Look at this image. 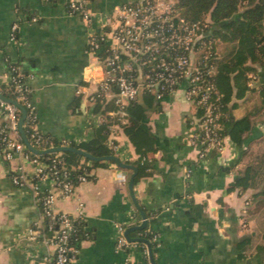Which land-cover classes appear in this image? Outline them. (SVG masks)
Listing matches in <instances>:
<instances>
[{
	"label": "crops",
	"instance_id": "1",
	"mask_svg": "<svg viewBox=\"0 0 264 264\" xmlns=\"http://www.w3.org/2000/svg\"><path fill=\"white\" fill-rule=\"evenodd\" d=\"M125 1L130 0H91L93 17L88 22L68 10V0H0V85L10 78V63L20 65L31 88L36 126L43 133L87 140L105 118L107 112H94L95 101L89 98L102 70L96 67V54L87 50L88 36L112 23ZM14 22L19 28L12 38ZM262 82L264 67L255 73L253 89L236 99L232 109L235 118L250 112L254 120L243 147L226 134L225 149L204 157L188 140L196 106L182 90L156 98L144 122L158 149L149 154V173L138 180L137 165L126 161L137 159L138 153L123 127L114 124L109 141L118 144L115 154L134 168L106 160L91 168L90 178L78 183L72 195L55 202L57 210L83 219L88 231L72 264L264 263V247L258 248L264 244V194L255 195L264 180L262 188H230L249 161L243 148L264 146V110L256 108ZM81 85L85 92L78 93ZM16 165L0 151V264H54V245L41 236L28 237L29 229L41 221V208L32 183L17 186L12 181ZM25 166L33 169L30 162ZM117 223L125 226V234L130 230L133 241L124 250L116 247ZM144 227L157 233L154 248L141 236ZM139 240L148 246V256Z\"/></svg>",
	"mask_w": 264,
	"mask_h": 264
},
{
	"label": "built area",
	"instance_id": "2",
	"mask_svg": "<svg viewBox=\"0 0 264 264\" xmlns=\"http://www.w3.org/2000/svg\"><path fill=\"white\" fill-rule=\"evenodd\" d=\"M91 0H68V10L79 13L86 21H91L93 12ZM207 19L190 20L180 10L177 0H130L119 5L112 23L90 32L87 50L96 54V67L102 70L97 86L90 93L96 101L113 99L118 106L120 119L126 121V107L136 100L143 90L163 95L182 90L184 97L197 108L193 130L188 135L189 142L197 146L200 157L210 151H223L226 147V132L222 123L223 93L217 89L214 75L217 71L216 58L220 49L209 34ZM18 22L11 26V37L15 38ZM22 77L24 79H22ZM255 76L251 74L250 85ZM14 82L16 97L0 96V109L6 114L0 118V151L9 161H17L11 173L17 186L32 183L38 193L41 208V221L29 229L28 237L38 236L46 243L54 245V264H72L79 246L72 242L76 231V217L66 211L57 210L56 199L74 193L76 184L69 179V171L64 166L62 151L48 150L59 146L36 147L55 153L50 162L40 158L41 152L30 149L24 142L21 126L25 127L24 111L34 120L31 133L35 143L48 141L45 133L37 126L35 106L30 96L31 88L27 75L20 65L10 63V78ZM8 80V81H9ZM85 92L84 86L77 88ZM16 101H12V100ZM26 107H29V113ZM21 110L23 111L21 114ZM112 113H115L112 111ZM25 132V131H24ZM62 145L71 140L63 139ZM110 145L117 150L118 144L111 140ZM33 164L29 171L25 163ZM91 176L86 170L78 176L79 183ZM49 182L45 188L40 184ZM83 205V202H80ZM243 225H246L245 221ZM119 235L116 247L124 250L133 241L125 234V226L117 223ZM152 240L157 238L153 230ZM139 243V242H138ZM146 256L149 255L146 243H141ZM264 264V263H261Z\"/></svg>",
	"mask_w": 264,
	"mask_h": 264
},
{
	"label": "trees",
	"instance_id": "3",
	"mask_svg": "<svg viewBox=\"0 0 264 264\" xmlns=\"http://www.w3.org/2000/svg\"><path fill=\"white\" fill-rule=\"evenodd\" d=\"M181 12L190 20L207 19L209 21L210 37L218 44L225 43V48L220 50L216 58L217 71L214 80L217 89L223 93V117L224 131L231 139L243 147L244 135L254 126L251 113L235 118L232 109L237 106L236 99L244 98L253 87L250 85L251 74L258 73L260 67H264V0H177ZM25 73V72H24ZM22 79H24L22 77ZM259 94L264 102V82L259 84ZM1 92L7 97H16L14 82L9 80L0 85ZM31 96V93H30ZM156 94L143 90L139 97L132 101L125 109L126 121L120 119L118 106L113 99L102 100L97 98L94 104V112H107L105 118L95 127L91 138L82 141L71 140L69 145L82 148L93 155L103 156L115 154L116 150L109 143V136L112 126L119 123L125 133L135 146L138 158L135 160L126 159L138 167L136 180L149 173L152 158L149 154L158 149L155 135L150 127L144 122L147 108L155 105ZM26 106V105H24ZM29 113V107H26ZM114 111L115 113H109ZM21 110V114H22ZM6 114L3 113V121ZM34 120L31 115L25 117L24 131L31 143L36 147H48L50 142L55 145H62L63 138L45 134L48 141L41 144L35 143L31 133ZM243 153L248 154L249 161L243 174L231 182L230 188L261 187L264 180V148L250 149L243 148ZM55 153L41 152L40 158L50 162ZM64 166L69 171V179L78 184V176L93 166L106 164V160L91 159L81 153L72 150L61 152ZM264 194V188L258 190L255 195ZM76 231L72 235V242L79 245L80 240L87 235L85 221L81 218L75 219ZM143 231L141 236L150 240L154 248L156 242L152 240L151 228H140ZM138 230L132 235L136 236ZM246 242V241H245ZM139 243L144 241L139 240ZM264 247L259 245L258 248Z\"/></svg>",
	"mask_w": 264,
	"mask_h": 264
},
{
	"label": "water",
	"instance_id": "4",
	"mask_svg": "<svg viewBox=\"0 0 264 264\" xmlns=\"http://www.w3.org/2000/svg\"><path fill=\"white\" fill-rule=\"evenodd\" d=\"M0 96L3 97V98H7V97H6L1 91H0ZM10 100H12V99H10ZM12 101H14V100H12ZM14 102H16V101H14ZM21 107H22V109H23V111H24V115H23V117H22V119H21V124H22V122H23V120H24V118H25L26 110H25L24 106L21 105ZM21 132H22V136H23V139H24V142L26 143V145H27L30 149H32V150H34V151H36V152H46V151H48V150H55V151L72 150V151H76V152H78V153H81V154H83V155H85V156H87V157H89V158H91V159H96V160H114V161H116V162H117L119 165H121V166H128V167H133V168H134L133 165L123 162V161L120 159V157H119L118 155H116V154H108V155H103V156H97V155H93V154H91L90 152H88V151H86V150H84V149H82V148H79V147H76V146H73V145H59V146L52 147V148H50V149H48V150H39V149L35 148V147L31 144V142L29 141V139H28L26 133L24 132V129H23L22 126H21ZM134 176H135V174L132 176V179H131V184H132V185H133V182H134ZM129 231H130V230H128V231L126 232V235H127L128 237H129Z\"/></svg>",
	"mask_w": 264,
	"mask_h": 264
},
{
	"label": "rangeland",
	"instance_id": "5",
	"mask_svg": "<svg viewBox=\"0 0 264 264\" xmlns=\"http://www.w3.org/2000/svg\"><path fill=\"white\" fill-rule=\"evenodd\" d=\"M219 46V49L222 50L225 48V43L224 42H221L220 44H218ZM252 75L255 76V73H252ZM259 90V88H258ZM260 92V90H259ZM260 97V96H259ZM256 108H258V110L262 113V111L264 110V103L261 102V97H260V102H257L256 104ZM262 110V111H261ZM263 115H264V112H263ZM261 148H264L263 144L259 145Z\"/></svg>",
	"mask_w": 264,
	"mask_h": 264
}]
</instances>
